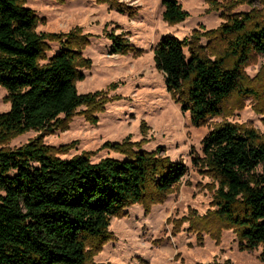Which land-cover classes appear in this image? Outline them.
<instances>
[{
    "label": "trees",
    "instance_id": "16d2710c",
    "mask_svg": "<svg viewBox=\"0 0 264 264\" xmlns=\"http://www.w3.org/2000/svg\"><path fill=\"white\" fill-rule=\"evenodd\" d=\"M207 1L210 8L216 6ZM96 2L119 7L117 0ZM260 3L264 12V0ZM24 4L0 0V87L9 103L0 114V145L30 130L52 131V125L63 123L60 116L68 120L80 106L84 118L95 122L97 94L76 90L84 77L80 69L90 63L80 55L86 39L75 41L81 30L39 34L38 18ZM161 5L168 25L187 17L176 0H161ZM221 9L224 13L225 5ZM257 14H224V23L202 34L209 39L206 46L198 44L201 34L194 31L189 40L165 35L152 50L166 91L189 114L192 126L221 115L233 94H253L242 69L253 54L264 56V14ZM108 38L109 54L129 51L122 34ZM48 42L61 47L51 57ZM104 146L125 158L60 159L38 139L14 150L0 147V264H87L92 248L96 254L113 240L108 232L112 217L124 216L123 210L134 204L148 213L186 173L183 164L159 156L158 150L134 152L130 143ZM202 153V163L218 181L217 211L207 219L188 220L191 230L211 231L216 220L233 229L239 250L261 246L264 262V137L252 128L224 123L203 138ZM191 161L197 165L199 159Z\"/></svg>",
    "mask_w": 264,
    "mask_h": 264
},
{
    "label": "rangeland",
    "instance_id": "374dc122",
    "mask_svg": "<svg viewBox=\"0 0 264 264\" xmlns=\"http://www.w3.org/2000/svg\"><path fill=\"white\" fill-rule=\"evenodd\" d=\"M24 1L39 20L37 33L59 35L81 30L75 41L86 39L80 55L90 63L80 69L84 77L76 82V90L79 95L97 94V109L92 115L95 122L84 118L85 108L80 106L68 120L60 116L63 123L52 125V131H47L48 127L30 130L9 138L0 147L14 150L38 139L60 159L84 155L98 162L125 158L105 143H130L134 152L158 150L159 156L186 167L179 183L148 213L134 204L123 210L124 216L112 217L110 223L114 221V225L109 223L108 232L113 240L96 254L92 248L87 264H264L260 259L262 247L239 250L233 229H225L215 220L211 231L202 227L196 232L188 221L207 219L217 211L213 200L218 181L201 161L203 138L224 123L252 128L264 137V56L253 54L242 69L245 86L253 94H233L224 102L221 115L207 118L196 128L189 114L182 113L166 91L152 53L163 36L189 40L194 31L201 34L198 44L206 46L209 39L202 34L224 23V14L242 16L256 10L257 15H263L260 0H212L218 9L215 5L210 8L207 0H176L187 17L175 25L162 20L161 0H117L118 8L96 0ZM110 33L122 34L129 51L109 54ZM47 45L48 57L61 49L55 42ZM184 52L188 57L187 48ZM6 95L0 87V114L9 108ZM192 158L199 159L197 165ZM257 170L261 172L263 167Z\"/></svg>",
    "mask_w": 264,
    "mask_h": 264
},
{
    "label": "bare ground",
    "instance_id": "6f19581e",
    "mask_svg": "<svg viewBox=\"0 0 264 264\" xmlns=\"http://www.w3.org/2000/svg\"><path fill=\"white\" fill-rule=\"evenodd\" d=\"M114 225V221H112L111 223H110V227H112Z\"/></svg>",
    "mask_w": 264,
    "mask_h": 264
}]
</instances>
